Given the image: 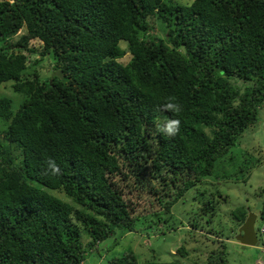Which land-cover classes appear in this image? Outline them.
<instances>
[{
    "label": "trees",
    "instance_id": "trees-1",
    "mask_svg": "<svg viewBox=\"0 0 264 264\" xmlns=\"http://www.w3.org/2000/svg\"><path fill=\"white\" fill-rule=\"evenodd\" d=\"M155 20L164 39L152 35ZM32 55L38 60L27 65ZM43 58L62 78L27 71ZM7 81L0 264H82L86 248L99 245L98 255L137 231L141 218L130 216L129 196L112 178L133 177L149 206L169 209L255 123L264 104V0H0V84ZM169 96L179 115L160 109ZM170 118L181 121L171 138L157 131ZM49 157L61 175L42 174ZM147 171L157 188L144 182ZM211 201L202 203L201 229ZM236 213L240 227L247 212ZM257 214L264 218V199ZM146 222L166 228L160 212ZM218 244L200 264H228L227 243ZM104 264L137 260L129 251Z\"/></svg>",
    "mask_w": 264,
    "mask_h": 264
},
{
    "label": "rangeland",
    "instance_id": "rangeland-1",
    "mask_svg": "<svg viewBox=\"0 0 264 264\" xmlns=\"http://www.w3.org/2000/svg\"><path fill=\"white\" fill-rule=\"evenodd\" d=\"M170 1L187 5L191 0ZM161 27L162 25L155 20L152 24V35L164 39L165 31ZM119 46L125 49L124 43H119ZM128 59V54H125L119 61L126 63ZM44 60L43 58L42 61ZM41 62L33 68L42 72V78L44 73V79L50 78L53 74L50 72L52 71L50 64L44 65ZM11 84L12 81H7L0 85V97L11 95ZM149 174L150 172L144 173L142 176L145 177V183L153 182ZM166 174L163 173L164 178ZM111 180L121 196L128 194L129 201L126 204L130 210V216L141 218L137 221V231L125 234L115 246L107 252L100 251L98 255H95V252L99 250V245L86 248L82 264H104L105 261L129 251L134 253L137 264L144 262L200 264L208 257L213 258L209 252L210 249L214 250L219 246V240L227 243L228 264H264V239L259 233L263 221L257 214L260 203L264 199V104L258 110L255 123L247 127L235 145L215 161L213 174L194 183L195 186L187 190L183 197L169 209L156 203L149 206L144 201L148 195L140 188V184L135 183L133 177L116 176ZM152 186L157 188L158 184L153 182ZM52 194L66 200L60 193L52 192ZM210 198L211 203L214 202V204L211 205V210L206 209V211L207 214L212 215L211 220L201 229L199 225H205V209L202 208V203ZM66 203L72 204L69 199ZM239 209H244L247 214L256 215L254 231L257 243L255 246H244L235 240L238 227L232 214L236 215ZM154 212L162 213L165 229L155 230L150 223L146 222ZM73 223L80 232L83 245H86L89 241L88 237L85 236L78 222L73 221ZM159 223L160 220L155 222L157 226ZM195 223L197 228H192ZM193 230L195 234L191 233ZM203 246L204 248L201 249Z\"/></svg>",
    "mask_w": 264,
    "mask_h": 264
},
{
    "label": "clouds",
    "instance_id": "clouds-1",
    "mask_svg": "<svg viewBox=\"0 0 264 264\" xmlns=\"http://www.w3.org/2000/svg\"><path fill=\"white\" fill-rule=\"evenodd\" d=\"M8 1L11 2L12 0H8ZM25 55H27V54H25ZM35 58H37L36 60H38V56L37 55H32L29 58V60L27 61L28 62L27 65H30L32 63V61L35 60ZM41 61H39L38 63H40ZM41 63H43L44 65H49L50 64V66L52 68V71H50V72L54 73L55 71L59 70V69L53 70L52 63H50V62L48 63V61H46V60H44V62L42 61ZM33 67L28 69L27 71L28 72H31V71L36 72L38 74L39 78L42 81H44L46 79L51 80L53 78V77H50V78L44 79L45 78V73L43 74L44 78H42V72H38ZM60 72H61V70H60ZM160 109L163 110V111H166V112L174 113L176 115H179L182 112V110H183L181 104L177 101L176 97H174V96L167 97L165 99V101L160 105ZM180 126H181V121L179 119L170 118V119H167L162 125H158L157 126V131L159 133H161L163 135H166V136L171 138V137H175L180 132ZM42 174L45 175V176H53V177H55V176L61 175L62 174V170H61L60 166L56 163V161L53 158L49 157V158H47L44 161V165H43V168H42ZM255 219H256V215H255ZM262 221L264 223V218L262 219ZM254 222H255V220H254ZM263 223H262V225H263ZM262 225H261V227L259 229V233L262 234V238H263L264 232H261ZM253 228H254V224H253ZM254 233H255V231H254ZM255 236H256V233H255ZM256 238H257V236H256Z\"/></svg>",
    "mask_w": 264,
    "mask_h": 264
},
{
    "label": "water",
    "instance_id": "water-1",
    "mask_svg": "<svg viewBox=\"0 0 264 264\" xmlns=\"http://www.w3.org/2000/svg\"><path fill=\"white\" fill-rule=\"evenodd\" d=\"M51 77H58L61 78V72L60 70L55 71ZM255 215L252 213H248L245 221L242 223V225L238 228L237 235L235 237V240L244 246H255L257 243V238L254 233V224ZM264 239V235H263Z\"/></svg>",
    "mask_w": 264,
    "mask_h": 264
},
{
    "label": "built area",
    "instance_id": "built-area-1",
    "mask_svg": "<svg viewBox=\"0 0 264 264\" xmlns=\"http://www.w3.org/2000/svg\"><path fill=\"white\" fill-rule=\"evenodd\" d=\"M261 232H264V223L262 225Z\"/></svg>",
    "mask_w": 264,
    "mask_h": 264
}]
</instances>
